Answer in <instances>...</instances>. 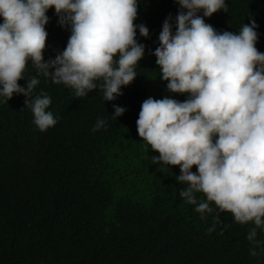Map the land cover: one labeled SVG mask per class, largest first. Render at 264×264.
Instances as JSON below:
<instances>
[{"label":"trees","instance_id":"16d2710c","mask_svg":"<svg viewBox=\"0 0 264 264\" xmlns=\"http://www.w3.org/2000/svg\"><path fill=\"white\" fill-rule=\"evenodd\" d=\"M226 4L228 12L205 22L238 34L254 19L256 47L264 53V0ZM178 10L174 0H140L135 23L149 29L145 53L136 78L114 101L104 99L100 81L97 90L78 98L72 88L37 75L31 61L18 83L37 76L32 96L44 91L51 97L48 111L56 125L41 132L23 94L8 103L0 98V264H264V230L257 229L256 256L246 239L252 223L241 225L220 212L209 233L219 210L202 220L180 197L187 185L176 180L179 166L158 171L162 166L151 157L159 153L138 135L136 121L149 96L188 98L167 91L153 54L169 15L175 32ZM47 16L45 61L65 49L71 34L58 24L54 8ZM113 104L126 109L122 116H112ZM98 118L106 123L93 131Z\"/></svg>","mask_w":264,"mask_h":264},{"label":"clouds","instance_id":"9594fccd","mask_svg":"<svg viewBox=\"0 0 264 264\" xmlns=\"http://www.w3.org/2000/svg\"><path fill=\"white\" fill-rule=\"evenodd\" d=\"M140 0H0V98L8 103L23 94L34 125L47 131L58 122L51 111V97L35 95L37 76L25 79L29 61L37 75L51 78L84 97L99 89L106 101L122 95L121 88L137 76L143 58L144 37L149 29L137 25ZM175 17L169 15L154 51L159 76L167 91L187 94L184 101L149 96L141 104L136 121L139 137L158 152L152 164L179 166L178 183L187 185L180 197L194 205L205 219L218 209L230 213L241 225L252 223L246 239L256 256L264 230V53L256 47L258 25L253 19L237 33L217 31L204 17L223 10L226 0H174ZM54 8L61 27L70 36L62 52L44 60L49 23ZM202 12V15L200 13ZM137 29L139 33H137ZM113 117L125 108L113 104ZM98 118L93 131L104 127ZM193 166L197 171L193 172ZM202 193L204 199H197ZM214 203L215 209L211 206ZM220 234H223L222 232Z\"/></svg>","mask_w":264,"mask_h":264}]
</instances>
